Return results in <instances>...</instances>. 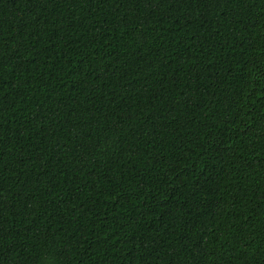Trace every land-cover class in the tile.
Wrapping results in <instances>:
<instances>
[{"label":"trees","instance_id":"obj_1","mask_svg":"<svg viewBox=\"0 0 264 264\" xmlns=\"http://www.w3.org/2000/svg\"><path fill=\"white\" fill-rule=\"evenodd\" d=\"M0 264H264V0H0Z\"/></svg>","mask_w":264,"mask_h":264}]
</instances>
